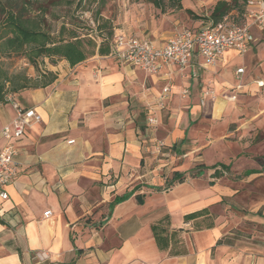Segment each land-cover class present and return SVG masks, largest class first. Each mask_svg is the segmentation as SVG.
<instances>
[{
    "label": "crops",
    "instance_id": "obj_1",
    "mask_svg": "<svg viewBox=\"0 0 264 264\" xmlns=\"http://www.w3.org/2000/svg\"><path fill=\"white\" fill-rule=\"evenodd\" d=\"M257 33L264 34L253 29L244 55L229 50L210 67L194 53L183 71L163 64L155 75L110 55L73 67L56 60L43 69L55 75L51 84L7 95L0 128L20 109H33L40 121L12 140L18 172L1 189L0 264H264V43ZM116 35L156 48L168 39ZM245 65L258 74L251 85ZM168 165L185 180L164 189ZM196 166L201 173L190 177ZM224 175V185L213 182ZM115 197L121 201L109 210ZM222 200L223 216H212ZM99 207L108 212L95 229L88 220L102 217L92 213ZM166 217L172 239L160 251L150 228Z\"/></svg>",
    "mask_w": 264,
    "mask_h": 264
},
{
    "label": "trees",
    "instance_id": "obj_2",
    "mask_svg": "<svg viewBox=\"0 0 264 264\" xmlns=\"http://www.w3.org/2000/svg\"><path fill=\"white\" fill-rule=\"evenodd\" d=\"M23 1L22 3L20 0L18 2L0 0V105L5 103V98L9 94H15L23 89L46 87L54 81L55 75L53 73L39 69V61L42 63L44 59H47L49 63H54L56 60H63L73 67L94 55L109 56L111 53L114 35H112L110 24L100 18L104 3H101L96 10L95 21L97 25L94 30H91V33L95 35L92 37L80 32L79 27L73 23L62 22L55 32L50 25L46 24L45 15L48 13L49 5L53 7L71 5L73 3L71 0H48L46 5L43 2L41 6L37 7L34 18L30 17L25 8L29 1ZM82 1L79 0L78 2L82 3ZM172 1L173 7L177 9L181 7L180 0ZM151 2L159 7L157 0ZM239 2L242 5L241 22L236 21L231 14L232 10L239 7L238 1L219 0L212 8L209 17L206 18L208 22L194 30L215 25L225 17H228L232 22L243 23L247 13V0H240ZM12 55L24 59L27 65L35 70L36 76L32 78L24 73H9L4 68L1 57ZM201 169L203 166H196L189 172V176L196 177L201 173ZM184 180L183 174L172 172L170 178L165 180L164 189H169L174 184L182 183ZM120 201V197H115L109 205V210ZM205 213L206 210H203L187 215L184 217V221L195 219ZM102 225L103 222H98L94 227L99 228ZM168 226L169 220L166 217L150 228L160 251H166L169 247V241L172 239V235L169 236L168 234Z\"/></svg>",
    "mask_w": 264,
    "mask_h": 264
},
{
    "label": "built area",
    "instance_id": "obj_3",
    "mask_svg": "<svg viewBox=\"0 0 264 264\" xmlns=\"http://www.w3.org/2000/svg\"><path fill=\"white\" fill-rule=\"evenodd\" d=\"M253 29L264 32V0H247V13L241 24L225 17L215 25L198 30L183 29L170 36L159 48L136 37L115 35L110 56L151 75L157 74L163 64L176 65L180 71H183L189 65L194 53L203 59L206 66L211 67L215 66L229 50L235 51L238 55L246 54L254 41ZM241 73L243 69L236 70L237 79ZM257 85L262 86L263 83L257 82ZM240 88L241 85H237L236 89ZM168 91L169 87L165 86L160 100ZM185 94L187 90H183L182 95ZM224 98L234 100L235 96L226 95ZM39 121L40 117L33 109H20L16 111L14 119L9 124L0 128V198L3 200L7 195L1 189L13 182L18 172V166L14 161L17 149L12 144V140L21 138L25 129ZM147 123L155 126L157 119L149 116ZM163 146L162 142H158L157 150L160 151ZM43 216L48 218L51 212L46 211Z\"/></svg>",
    "mask_w": 264,
    "mask_h": 264
},
{
    "label": "rangeland",
    "instance_id": "obj_4",
    "mask_svg": "<svg viewBox=\"0 0 264 264\" xmlns=\"http://www.w3.org/2000/svg\"><path fill=\"white\" fill-rule=\"evenodd\" d=\"M8 1L18 2L19 0ZM20 1L22 3L24 2L23 0ZM28 1L29 3L25 8L31 18H34V15L37 13L38 6H41L43 2H45V5L48 3V0ZM78 1L79 0H71V2H73L71 5H63L62 7H53L49 5L47 9L48 13L45 15L46 24L50 25L55 32L62 22L73 23L79 27L80 32L83 34H89L90 36L95 37V35L91 33V30H94L97 25L95 21L96 10L101 3H104L100 18L102 21H107L110 24L112 35L115 36L117 33L123 32L126 35L141 36L153 41H164L180 30H194L201 27L204 23H207L208 20H206V18L209 17L212 8L219 0H180L181 7L179 9L173 7L172 0H157L159 7H156L151 2L152 0H83L82 3H79ZM226 1L231 2L233 0ZM237 1L239 7L232 10L231 14L236 21L241 22L242 5L239 2L240 0ZM256 37L260 42L264 43V34L257 33ZM234 61L241 64L244 63V58L234 57ZM255 61V58H253L252 62ZM1 62L9 73H24L28 76L36 74L35 70L27 65L24 59L15 55L1 57ZM40 62L41 61H39L40 70H43L44 67L49 64L47 59H44L42 63ZM244 67L246 69V81L248 82V85H251L252 80L258 75L257 71L251 66L249 67L245 65ZM223 73L224 72L222 71L221 78H223ZM205 85L209 86L210 82L205 83ZM223 97L224 96L221 98L225 100ZM165 119L166 116L164 120ZM165 148L166 146L164 145L160 152H162L163 149L165 150ZM168 168L167 179L170 178L174 166L171 167L168 165ZM228 179L229 178H226V175H224L221 180H214L213 182L224 185L228 182L226 181ZM224 202L225 201L222 200V202L212 208V216H223ZM107 210V207L96 208L92 213L95 215L100 214L102 217L98 219L97 217H95L96 219H89L88 224L92 223V227L97 225L98 222L105 218L108 212ZM205 224L206 222L201 224V226H204ZM180 248L181 249L179 250L182 251V245H180Z\"/></svg>",
    "mask_w": 264,
    "mask_h": 264
}]
</instances>
